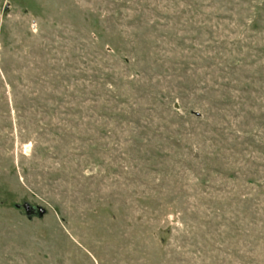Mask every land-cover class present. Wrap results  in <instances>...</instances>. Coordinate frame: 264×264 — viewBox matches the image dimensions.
<instances>
[{
	"label": "rangeland",
	"instance_id": "rangeland-1",
	"mask_svg": "<svg viewBox=\"0 0 264 264\" xmlns=\"http://www.w3.org/2000/svg\"><path fill=\"white\" fill-rule=\"evenodd\" d=\"M0 264H264V0H0Z\"/></svg>",
	"mask_w": 264,
	"mask_h": 264
},
{
	"label": "water",
	"instance_id": "water-1",
	"mask_svg": "<svg viewBox=\"0 0 264 264\" xmlns=\"http://www.w3.org/2000/svg\"><path fill=\"white\" fill-rule=\"evenodd\" d=\"M17 208H21L23 207L26 210V213L28 215H31L32 213L35 212L36 208L31 206L29 203H24V204H17L16 205ZM39 213L42 215L44 213V210L42 208H39Z\"/></svg>",
	"mask_w": 264,
	"mask_h": 264
}]
</instances>
